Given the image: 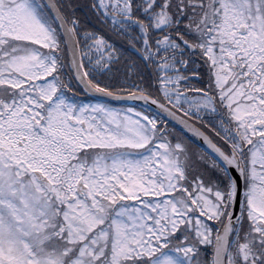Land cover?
Returning a JSON list of instances; mask_svg holds the SVG:
<instances>
[{
    "label": "snow or ice",
    "instance_id": "1",
    "mask_svg": "<svg viewBox=\"0 0 264 264\" xmlns=\"http://www.w3.org/2000/svg\"><path fill=\"white\" fill-rule=\"evenodd\" d=\"M0 264H264V0H0Z\"/></svg>",
    "mask_w": 264,
    "mask_h": 264
},
{
    "label": "water",
    "instance_id": "2",
    "mask_svg": "<svg viewBox=\"0 0 264 264\" xmlns=\"http://www.w3.org/2000/svg\"><path fill=\"white\" fill-rule=\"evenodd\" d=\"M193 79H195V78H193ZM85 95H86V94H85ZM97 95H98V94H97ZM86 96H87V95H86ZM90 98H91V97H90ZM142 103H143V102H141V101H137V102H135V104H136V105H139V106H140ZM151 107H152V108H155L156 106H155V105H152ZM157 111H158V109H157ZM164 119L167 120L168 122H170L172 125L176 126L178 129H180V130L183 129V126H182V125H180L177 121L172 120L170 117H167L166 115H164ZM185 133H186L189 137H191L195 142H197L201 147L207 148V146L204 144L202 138H196V137L192 136V134H191L190 132H187L186 130H185Z\"/></svg>",
    "mask_w": 264,
    "mask_h": 264
},
{
    "label": "flooded vegetation",
    "instance_id": "3",
    "mask_svg": "<svg viewBox=\"0 0 264 264\" xmlns=\"http://www.w3.org/2000/svg\"><path fill=\"white\" fill-rule=\"evenodd\" d=\"M81 1H84V2H82L81 3V5L82 4H84V3H87L88 1H85V0H81ZM77 2H79V0H77ZM78 5H80V4H78ZM84 10L82 9V8H79V7H77V12L78 13H82ZM78 18H80V15L78 14ZM197 86H199V85H197ZM153 95L155 96L156 95V93H153ZM163 126H168V125H165V124H162ZM170 126V125H169Z\"/></svg>",
    "mask_w": 264,
    "mask_h": 264
},
{
    "label": "trees",
    "instance_id": "4",
    "mask_svg": "<svg viewBox=\"0 0 264 264\" xmlns=\"http://www.w3.org/2000/svg\"><path fill=\"white\" fill-rule=\"evenodd\" d=\"M72 3L74 4V5H77L78 4V2H77V0H72ZM81 3H82V1H81ZM76 10V9H75ZM80 15V18L83 16V13H80L79 14ZM77 18H78V16H77ZM65 70V72H67L68 71V68H65L64 69ZM84 96H81V97H79V99L81 100V98H83ZM129 203V202H128Z\"/></svg>",
    "mask_w": 264,
    "mask_h": 264
},
{
    "label": "rangeland",
    "instance_id": "5",
    "mask_svg": "<svg viewBox=\"0 0 264 264\" xmlns=\"http://www.w3.org/2000/svg\"><path fill=\"white\" fill-rule=\"evenodd\" d=\"M85 1H88V0H85ZM82 2H84V1H82ZM78 4H80L81 5V0H79V2H78ZM77 4V5H78ZM76 15L78 16V12H77V8H76ZM201 71H204V69H201ZM81 100H83V98H81ZM139 109V108H138ZM168 126H169V124H167ZM169 128L171 129L172 127L171 126H169ZM131 203H134V202H131ZM209 223H212L211 221L209 222Z\"/></svg>",
    "mask_w": 264,
    "mask_h": 264
}]
</instances>
